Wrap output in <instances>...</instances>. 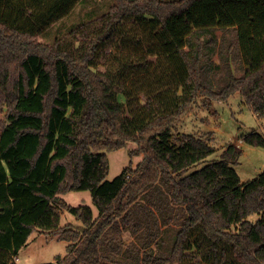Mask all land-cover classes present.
Listing matches in <instances>:
<instances>
[{"label": "trees", "instance_id": "obj_1", "mask_svg": "<svg viewBox=\"0 0 264 264\" xmlns=\"http://www.w3.org/2000/svg\"><path fill=\"white\" fill-rule=\"evenodd\" d=\"M77 1L0 0V264L36 231L69 243L44 264H189L201 246L210 264H264V173L242 184L229 145L187 174L215 152L213 132L174 135L197 99L240 93L264 120V0H116L70 33L83 40L38 42ZM134 34L145 53L140 38L127 50ZM240 140L264 148V132ZM129 142L141 162L107 180L105 153ZM71 191H90L99 215ZM64 210L81 237L60 227Z\"/></svg>", "mask_w": 264, "mask_h": 264}, {"label": "rangeland", "instance_id": "obj_2", "mask_svg": "<svg viewBox=\"0 0 264 264\" xmlns=\"http://www.w3.org/2000/svg\"><path fill=\"white\" fill-rule=\"evenodd\" d=\"M116 4V0H78L75 6L65 15L60 16L58 19L53 20L51 25L42 29L38 34L37 40L43 44H53L57 40L71 46L75 41L83 40L81 34L71 35L81 24L96 21L98 18L107 14L112 7ZM95 23V22H94ZM127 30L132 34L135 30L133 23L126 24ZM219 44L218 49L221 47L220 39L223 35L218 32ZM132 44L128 46L127 50L131 48V53L135 49L134 41L138 38L142 39L144 44L141 47L142 52L148 49V40L142 35L134 34ZM231 38V36H229ZM72 42V44H70ZM121 45V43L119 44ZM123 44L121 45V47ZM124 51H126L123 46ZM116 50V48H115ZM112 49L105 50L104 54L108 57L112 53ZM104 55V57H105ZM150 60H155L150 57ZM218 62V60H216ZM105 61L100 62L98 66L100 70H105ZM165 65V61H162ZM234 71L237 73L235 66ZM141 100L146 101V97L142 96ZM5 111L1 105L0 99V131L2 125L5 123ZM253 131L264 132V120H261L253 112V110L246 104L240 93L231 96L226 101H214L197 99L192 105L191 110L187 113L180 124L174 129L175 138L182 135H205L206 133L213 132V146L215 152L207 157L205 160L193 165L187 171V174L196 172L204 168L207 164L221 159L223 152L229 145H235L241 151L239 163L234 166L236 169L241 183L245 184L252 181L264 173V148L254 147L246 144L240 138ZM137 149V144L129 142L127 146L121 150L107 152L109 161V173L107 180L113 181L127 168H136L142 160V157L132 156V152ZM65 201L74 207L81 205H88L93 209L94 216L99 215L97 206L93 202L92 194L90 191L82 192H68L63 196ZM263 214H256L251 216L249 220L257 222L261 220ZM72 226L73 230L78 232L79 237L82 235L83 224L70 212L64 210L61 216V228ZM126 238L130 239L127 233ZM69 243L60 238L56 234L43 233L36 231L32 234L28 246L23 248L18 258L15 259L16 264H44L56 262V258L66 257L68 255ZM205 245V244H204ZM204 246L196 249L193 253L194 259L189 264H210L204 258Z\"/></svg>", "mask_w": 264, "mask_h": 264}, {"label": "crops", "instance_id": "obj_3", "mask_svg": "<svg viewBox=\"0 0 264 264\" xmlns=\"http://www.w3.org/2000/svg\"><path fill=\"white\" fill-rule=\"evenodd\" d=\"M27 246H28V245H27ZM27 246H26V247H27Z\"/></svg>", "mask_w": 264, "mask_h": 264}]
</instances>
